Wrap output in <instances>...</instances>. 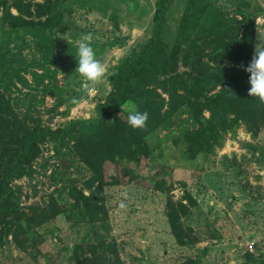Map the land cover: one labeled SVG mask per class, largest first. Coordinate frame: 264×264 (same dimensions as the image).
Segmentation results:
<instances>
[{
	"label": "rangeland",
	"instance_id": "rangeland-1",
	"mask_svg": "<svg viewBox=\"0 0 264 264\" xmlns=\"http://www.w3.org/2000/svg\"><path fill=\"white\" fill-rule=\"evenodd\" d=\"M23 1L33 5L28 18L33 23L24 28L5 25L0 8V108L14 111L28 128L40 124L58 129L73 119L96 116V105L111 92L109 77L151 38L158 0H60L51 14L53 24L46 26L39 21L48 16L37 18L35 8L44 0ZM258 8L264 9V0H171L162 36L170 48L179 43L185 51L182 29L190 31L189 42H201L200 29L211 31L220 21ZM11 13L19 15L16 8ZM257 25L254 48L259 37L264 39V12ZM88 33L106 67L92 94L85 93L75 73L76 42ZM226 63L241 64L239 56ZM187 70L180 61V73ZM74 96L83 98L78 106L71 103ZM193 116L189 109L180 110L150 135L152 153L139 164H128L134 171L129 182L106 187L109 219L100 223H91L71 195L74 187L90 193L86 182L92 174L73 147L80 131L65 142H43L38 158L11 187L26 212L53 205L61 212L37 228L25 225L20 242L26 249L13 236H4L1 264H79L75 247L82 245L88 253L100 243H116L124 264H181L191 258L201 264H264V128L255 134L239 122L222 132L213 148L191 157L185 133L200 127ZM204 116L209 118L210 112ZM10 129L4 125L0 136ZM15 140L0 143L2 162L14 164ZM160 181L171 190L157 191ZM189 197L195 204L183 222L199 242L182 246L171 230L167 203L171 199L188 205Z\"/></svg>",
	"mask_w": 264,
	"mask_h": 264
},
{
	"label": "trees",
	"instance_id": "trees-1",
	"mask_svg": "<svg viewBox=\"0 0 264 264\" xmlns=\"http://www.w3.org/2000/svg\"><path fill=\"white\" fill-rule=\"evenodd\" d=\"M60 2L44 0L42 4H35L37 18L48 16L47 21H39V24H53L51 14ZM170 3L171 0L156 2L151 38L140 52H134L125 59L117 72L109 77L111 92L96 105V116L73 119L58 129L40 124L28 128L14 111L0 108V128L4 125L11 128L8 135L0 136V143L5 138L12 143L16 139L14 164L4 163L0 158V242L4 236H13L17 244L26 249L20 242V235L27 231L25 225L28 229L37 228L61 212L58 205H53L50 209L32 208L30 214L21 207L11 187V183L22 178L25 168L38 158L40 145L47 140L65 142L80 131L79 136L74 137L73 147L92 174L86 182L90 193L86 195L83 189L74 187L71 195L85 209L91 223H100L109 219L106 187L129 182L134 171L128 164H139L145 157H150L152 150L148 138L178 111L191 110L194 121L200 125L198 129L185 133L189 143L187 152L191 157L213 148L221 133L239 122L246 123L255 134L263 130L264 104L258 98L248 96L249 74L243 68L248 66L246 62L253 55L257 21L264 9L243 11L237 19L214 24L211 31L200 29L199 33L203 35L201 42H189L190 31L182 29L180 39L186 45L183 51L179 43L170 48L162 36ZM32 6L23 0H1L3 23L10 28L31 25L33 21L28 18L33 15ZM192 6H189L182 28L186 27ZM12 8H16L19 15H13ZM124 46V43L120 44V47ZM238 56L241 64L226 63ZM180 61L189 70L180 73ZM130 103L135 104L140 112L148 113L145 128L133 130L128 125L127 108ZM205 111L210 112L209 118H205ZM154 188L164 193L171 190L165 181L156 182ZM189 198L188 205L182 201L175 203L171 199L167 203L171 230L177 243L182 246L199 242L194 229L183 222L195 204L194 199ZM98 248L94 247L86 253L82 245H77L74 257L79 264H124L116 243H100ZM181 264L201 262L200 259L191 258Z\"/></svg>",
	"mask_w": 264,
	"mask_h": 264
},
{
	"label": "clouds",
	"instance_id": "clouds-1",
	"mask_svg": "<svg viewBox=\"0 0 264 264\" xmlns=\"http://www.w3.org/2000/svg\"><path fill=\"white\" fill-rule=\"evenodd\" d=\"M93 40L91 33L81 35L77 43V67L75 73L78 74L82 82V88L87 94L96 91V86L106 75V67L100 59H97L96 52L90 46ZM243 68V66H241ZM249 74L250 88L248 96L258 98L261 104H264V39L259 37V43L254 48L252 59L246 68H243ZM82 97L74 96L71 103L79 105L82 103ZM148 120L147 112H140L135 104L129 105V115L127 117L128 125L133 129H143Z\"/></svg>",
	"mask_w": 264,
	"mask_h": 264
},
{
	"label": "built area",
	"instance_id": "built-area-1",
	"mask_svg": "<svg viewBox=\"0 0 264 264\" xmlns=\"http://www.w3.org/2000/svg\"><path fill=\"white\" fill-rule=\"evenodd\" d=\"M251 250H253V248Z\"/></svg>",
	"mask_w": 264,
	"mask_h": 264
},
{
	"label": "crops",
	"instance_id": "crops-1",
	"mask_svg": "<svg viewBox=\"0 0 264 264\" xmlns=\"http://www.w3.org/2000/svg\"><path fill=\"white\" fill-rule=\"evenodd\" d=\"M109 94V93H108Z\"/></svg>",
	"mask_w": 264,
	"mask_h": 264
}]
</instances>
